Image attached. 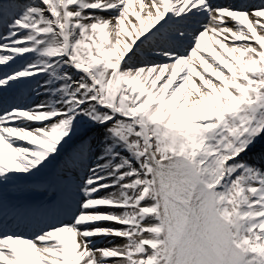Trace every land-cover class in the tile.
I'll use <instances>...</instances> for the list:
<instances>
[{"label": "snow or ice", "instance_id": "1", "mask_svg": "<svg viewBox=\"0 0 264 264\" xmlns=\"http://www.w3.org/2000/svg\"><path fill=\"white\" fill-rule=\"evenodd\" d=\"M0 264H264V0H0Z\"/></svg>", "mask_w": 264, "mask_h": 264}]
</instances>
